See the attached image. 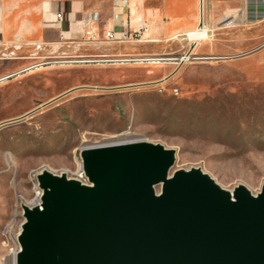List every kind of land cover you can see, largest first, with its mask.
<instances>
[{
	"label": "rangeland",
	"instance_id": "374dc122",
	"mask_svg": "<svg viewBox=\"0 0 264 264\" xmlns=\"http://www.w3.org/2000/svg\"><path fill=\"white\" fill-rule=\"evenodd\" d=\"M163 50L153 52L169 59L159 64L29 57L27 67L37 69L0 85V264L18 249L38 175L80 179L86 143L129 134L174 152L170 176L198 169L232 195L240 186L261 193L264 51L251 71L193 55L171 76L162 69L183 55Z\"/></svg>",
	"mask_w": 264,
	"mask_h": 264
},
{
	"label": "water",
	"instance_id": "95a60500",
	"mask_svg": "<svg viewBox=\"0 0 264 264\" xmlns=\"http://www.w3.org/2000/svg\"><path fill=\"white\" fill-rule=\"evenodd\" d=\"M81 157L89 184L38 175L16 264H264V186L232 195L198 169L169 177L174 152L145 141Z\"/></svg>",
	"mask_w": 264,
	"mask_h": 264
},
{
	"label": "crops",
	"instance_id": "0c3cea01",
	"mask_svg": "<svg viewBox=\"0 0 264 264\" xmlns=\"http://www.w3.org/2000/svg\"><path fill=\"white\" fill-rule=\"evenodd\" d=\"M59 13L62 21L57 20ZM88 14L97 16L91 26L94 39L83 26ZM138 15L151 25L149 34L142 41H122L135 29L129 19ZM204 28L207 40L194 44L188 39L189 33ZM107 31L117 41H106ZM156 45H163L168 56L191 53L251 71L252 61L264 51V0H0V59L6 61L0 62V85L19 81L28 72L23 71L29 57L150 59ZM170 60L162 69L166 75L182 67Z\"/></svg>",
	"mask_w": 264,
	"mask_h": 264
},
{
	"label": "built area",
	"instance_id": "2783aa9c",
	"mask_svg": "<svg viewBox=\"0 0 264 264\" xmlns=\"http://www.w3.org/2000/svg\"><path fill=\"white\" fill-rule=\"evenodd\" d=\"M115 1H122L124 4L127 3V0H115ZM155 1H161V0H155ZM129 12L130 15H132V11L131 8H129ZM57 20L62 21L63 20V15L61 13L57 14ZM97 21V16L95 14H88L85 21L83 22V26L85 28V33L88 37H90V39H94V34L92 32V25L94 22ZM129 24H134V30L133 31H128L124 34L122 41H142L145 40V38L147 37V35L149 34L150 30H151V25L149 24V22L142 16L138 15L135 16L133 21L131 19H129ZM105 39L108 42H114L117 41L114 35L113 31H107L105 34ZM185 58H188V61H182ZM197 60H206V58H201V57H197ZM191 60H194V57L191 53H187L185 55H183L180 58V65L186 63V62H190ZM121 63L124 62H135V59L132 58H125V59H119L117 60ZM177 90H174V93H177ZM83 184H89V183H85L83 178L81 179ZM44 192L43 190L40 188L39 183L35 184V198L33 200H35L36 198L39 197H43ZM7 232V229L5 230V234ZM14 254H19V252H14Z\"/></svg>",
	"mask_w": 264,
	"mask_h": 264
},
{
	"label": "bare ground",
	"instance_id": "6f19581e",
	"mask_svg": "<svg viewBox=\"0 0 264 264\" xmlns=\"http://www.w3.org/2000/svg\"><path fill=\"white\" fill-rule=\"evenodd\" d=\"M208 38H209V34H208V31L205 28L204 29H198L197 31H194V33L192 32V33L188 34V39L191 40L194 44L199 43V42L204 41V40H207ZM164 60H169V59H158V58L139 59V60L135 59V62L148 61V62H152L153 64H159L158 63L159 61H164ZM114 61L115 62H119L117 60H113V62ZM182 61H184V62L188 61V58H185ZM134 142H142V140L134 141L133 138L129 134H120V135L113 136L110 140L105 141V142L101 143L100 145L90 146V144L86 143L85 146L82 147V150L91 149V148H97V147H104V146H111V145L134 143ZM81 170H82V165H81ZM79 177H80V179L75 178L73 180H77V181L82 182L81 179L83 178L85 183H89L88 179L86 178V176H85V174L83 172V170L79 174ZM169 177H170V174H169ZM156 193H158V192L156 191ZM41 205H42V197H39V198H36L35 200H33L32 205L26 204L24 206H27L28 208L32 209V208H35V207H41ZM17 244H18V249L13 250L12 256L7 261V264H16L17 263L18 254L16 255V254H14V252H20L21 251V247H20L19 241H17Z\"/></svg>",
	"mask_w": 264,
	"mask_h": 264
}]
</instances>
